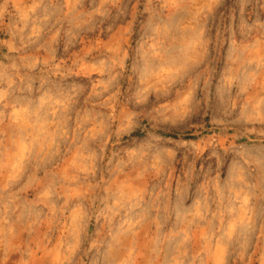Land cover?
Listing matches in <instances>:
<instances>
[{"label": "rangeland", "instance_id": "1", "mask_svg": "<svg viewBox=\"0 0 264 264\" xmlns=\"http://www.w3.org/2000/svg\"><path fill=\"white\" fill-rule=\"evenodd\" d=\"M0 264H264V0H0Z\"/></svg>", "mask_w": 264, "mask_h": 264}]
</instances>
